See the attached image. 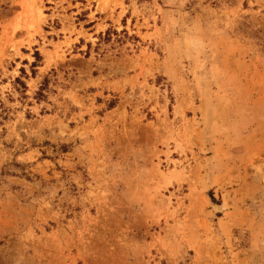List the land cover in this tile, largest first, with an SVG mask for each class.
<instances>
[{"label":"rangeland","instance_id":"374dc122","mask_svg":"<svg viewBox=\"0 0 264 264\" xmlns=\"http://www.w3.org/2000/svg\"><path fill=\"white\" fill-rule=\"evenodd\" d=\"M0 102V264H264V0H0Z\"/></svg>","mask_w":264,"mask_h":264},{"label":"trees","instance_id":"16d2710c","mask_svg":"<svg viewBox=\"0 0 264 264\" xmlns=\"http://www.w3.org/2000/svg\"><path fill=\"white\" fill-rule=\"evenodd\" d=\"M109 33H110V32H106V36H108ZM34 57H35L36 61H35L34 63L31 64V68H35V67H37V63L40 62V60H41V58H40V56H39V54H38L37 52H35ZM19 83H20L22 89H23V90H26L25 85H24L22 82H19ZM41 90H42V89H40V92L37 93L38 97H39V96H40V97L42 96V94H41ZM6 120H9V114H8L7 109L4 108V106H3L2 103L0 102V125L2 124V122L6 121Z\"/></svg>","mask_w":264,"mask_h":264}]
</instances>
